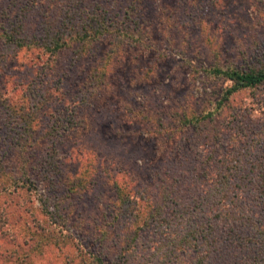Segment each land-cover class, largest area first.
<instances>
[{
    "label": "rangeland",
    "instance_id": "rangeland-1",
    "mask_svg": "<svg viewBox=\"0 0 264 264\" xmlns=\"http://www.w3.org/2000/svg\"><path fill=\"white\" fill-rule=\"evenodd\" d=\"M37 2L0 0V264H264V83L202 72L264 63V0ZM94 17L127 35L36 45Z\"/></svg>",
    "mask_w": 264,
    "mask_h": 264
},
{
    "label": "trees",
    "instance_id": "trees-1",
    "mask_svg": "<svg viewBox=\"0 0 264 264\" xmlns=\"http://www.w3.org/2000/svg\"><path fill=\"white\" fill-rule=\"evenodd\" d=\"M41 0H38L37 3H39ZM69 2H76L78 3L79 0H69ZM76 8V7H75ZM37 10V8H36ZM28 12V9L26 10ZM73 14L74 12H77L76 9L70 10ZM74 17H71L73 19ZM81 22V21H80ZM64 29V28H63ZM67 30H63L62 32H56L53 34H49L46 36V38L42 39V44L37 43L38 47H42L46 50V52L55 53V51L60 50L61 48L68 47L70 44H76L77 50L76 51L80 56L83 55L84 52H88L90 49V46L93 41H98L99 39L107 36L110 39L116 38V36H126L127 35V29L124 27L121 28L120 23H109L106 24L101 19H97L96 17L90 18V20L84 22V23H78L76 22H69V26L66 28ZM18 31L11 27L10 29H3V27L0 26V40H4L5 42H12L15 45H21L20 42L24 40L23 37H21L18 33ZM130 38L134 40L133 42H142L140 37L130 35ZM117 40V39H116ZM136 44V43H135ZM117 47H111L110 52L107 54L110 55L112 51H114ZM202 72L204 73V76L208 78H216L221 80H228L230 82V85L228 87H224L222 93H220L219 98L217 101H215V105L222 106L224 102L226 101L227 97L233 93H237L239 91H242L245 88H254L256 86L262 85L264 83V63H261L259 66H248L246 68H237L234 66H228L224 65L221 66L219 64L214 63L213 65H210L206 68L202 69ZM213 114L210 115V111L207 113H204L202 116H196V115H190L188 118V123H193L198 121L201 122V119L203 120H210ZM207 118V119H206ZM28 128L25 129L24 133L30 132ZM50 160L53 159V155L49 154ZM254 162V161H253ZM259 159L256 162H254L256 167H262L264 164ZM233 167H236L235 169L238 171V168L241 167L240 164L234 165ZM229 166L226 165L223 168V171L221 175H225V179L223 182H225L228 178V176L231 174L232 171L229 170ZM218 179H213L212 184L215 185ZM221 182V184L223 183ZM216 189V187H214ZM224 194L219 193L217 196L218 200L223 199ZM47 207V205L45 206ZM54 206L50 211L55 209ZM94 264H102L100 262L99 257L95 259Z\"/></svg>",
    "mask_w": 264,
    "mask_h": 264
}]
</instances>
